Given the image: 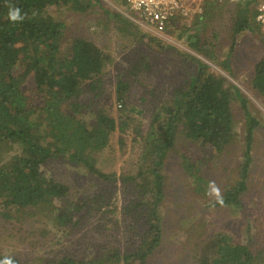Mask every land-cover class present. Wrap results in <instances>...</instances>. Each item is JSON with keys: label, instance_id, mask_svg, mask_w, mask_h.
<instances>
[{"label": "rangeland", "instance_id": "1", "mask_svg": "<svg viewBox=\"0 0 264 264\" xmlns=\"http://www.w3.org/2000/svg\"><path fill=\"white\" fill-rule=\"evenodd\" d=\"M89 1L83 11L73 10L68 4L49 6L48 10L55 20L64 23L63 53H68L73 38L81 37L110 56L98 88L92 90L90 81L85 82L81 97L90 105L84 114L86 119L92 120L91 111L99 107L114 117L118 126L126 123L125 130L112 132L107 146L95 155L96 166L116 177L101 178L64 157L49 159L41 171L68 186L64 205L78 222L67 225L59 221L49 203L22 210L12 208L10 219L0 212V254L16 256L27 264H43L64 256L89 260L107 250L121 255L137 251L149 227L147 208L135 205L137 190L121 177L134 175L143 165L155 114L169 103L175 89L188 87L189 77L197 73L202 61L208 72L234 92L235 137L222 154L215 156V151L177 132L161 166V241L144 264H212L218 235H225L234 244L247 245L255 255L253 264H264V95L253 90L250 83L256 63L264 57V34L256 21L254 30L236 35L232 49L233 22L241 16L235 12L237 7H249L252 17L257 3L228 0L209 8L208 4L202 16L180 21L160 35L142 25L123 0ZM197 37L212 57L191 45ZM22 71L18 65L15 73ZM120 81L126 90L121 101L117 91ZM23 89L34 103L41 101L32 74L26 77ZM242 99L257 120L247 188L240 196L241 204L216 206L210 183L215 182L222 195L241 178L240 165L245 162L247 123ZM2 147L1 162L20 150L19 144L11 142H4ZM61 203L56 201L55 205ZM105 264H139V259L108 258Z\"/></svg>", "mask_w": 264, "mask_h": 264}, {"label": "trees", "instance_id": "2", "mask_svg": "<svg viewBox=\"0 0 264 264\" xmlns=\"http://www.w3.org/2000/svg\"><path fill=\"white\" fill-rule=\"evenodd\" d=\"M225 1L228 0L207 2L203 14L207 12L208 4L209 8ZM253 1L258 5L261 0ZM90 2L0 0V155L3 154L4 142L20 146L18 153L11 155L6 162L0 161V206L3 207L0 212L5 219L12 218V208L22 210L49 203L57 212L59 221L67 225L73 221L72 210L64 205L68 186L41 171V166L51 158L64 157L85 166L101 178L116 177L115 173L103 172L96 166L95 155L107 146L112 132L118 128L125 130L126 123L120 122L118 126L117 120L99 107L91 111L92 120L86 119L84 114L90 105L81 97L85 82L90 81L89 88L92 90L98 88L100 75L110 56L93 41L81 37L73 38L68 53H63L61 36L64 23L55 20L48 10L49 6L68 4L73 10L83 11ZM8 4L19 7L22 14H27L23 22L14 24L8 19ZM250 11L246 6H238L235 11L241 16L233 22L232 49L238 33L255 28V14L250 17ZM191 45L206 57L213 56L208 48L200 45L198 37ZM18 65L23 67L20 74L15 73ZM29 74L33 75L36 91L40 94L39 103H34L23 89ZM250 83L253 90L264 95V57L256 63ZM117 91L118 100H123L126 91L124 82L118 83ZM233 98L232 88L208 72L206 64L199 61L197 73L189 77L188 87L175 89L169 103L155 114V127L147 137L143 165L134 175L121 177L129 186L136 188L139 199L135 205L147 208L149 227L137 251L132 255H121L116 250L113 253L107 250L106 254L89 260L64 256L43 264H105L108 258L118 261L130 257L138 258L139 264H144L161 241L158 212L164 197L161 166L175 143L177 132L219 156L235 137ZM64 106H67L66 109ZM242 106L247 124L241 178L235 186L224 191L222 203L218 198L214 200L213 205L216 206L241 204L240 196L247 188L257 120L250 115L244 99ZM56 201H62L61 205L56 206ZM76 222L73 221L72 225ZM216 253L212 264H253L255 258L247 245L234 244L225 235H218ZM4 256L0 254V258ZM12 257L19 264H27L16 256Z\"/></svg>", "mask_w": 264, "mask_h": 264}, {"label": "built area", "instance_id": "3", "mask_svg": "<svg viewBox=\"0 0 264 264\" xmlns=\"http://www.w3.org/2000/svg\"><path fill=\"white\" fill-rule=\"evenodd\" d=\"M142 25L163 35L167 28L180 21L202 16L211 0H123ZM255 20L264 34V0L256 9Z\"/></svg>", "mask_w": 264, "mask_h": 264}, {"label": "clouds", "instance_id": "4", "mask_svg": "<svg viewBox=\"0 0 264 264\" xmlns=\"http://www.w3.org/2000/svg\"><path fill=\"white\" fill-rule=\"evenodd\" d=\"M9 8L8 11V19L12 22V23H19V22H23L24 19L26 18V13L22 14V10L12 4H8L7 5ZM210 189H211V193L210 194H214L218 199H220V202L222 203V198H221V192L218 186L215 185V182H211L210 183ZM0 264H19V261H17L14 257L12 256H4L3 258H0Z\"/></svg>", "mask_w": 264, "mask_h": 264}]
</instances>
